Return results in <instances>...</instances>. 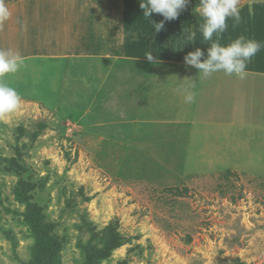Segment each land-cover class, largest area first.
<instances>
[{
    "label": "rangeland",
    "instance_id": "rangeland-1",
    "mask_svg": "<svg viewBox=\"0 0 264 264\" xmlns=\"http://www.w3.org/2000/svg\"><path fill=\"white\" fill-rule=\"evenodd\" d=\"M74 1L98 5L101 18L115 3L109 38L138 0H29L11 11L27 22L10 18L1 37L7 27L28 34L44 10ZM256 3L264 0L240 7ZM174 40L183 57L200 48L196 38ZM130 52L96 73L98 60L36 59L6 77L23 103L0 119V264L35 263L37 207L63 245L59 264L90 254L103 256L97 264H264V76L199 78L168 63L177 56ZM92 75L101 78L91 84Z\"/></svg>",
    "mask_w": 264,
    "mask_h": 264
},
{
    "label": "crops",
    "instance_id": "crops-1",
    "mask_svg": "<svg viewBox=\"0 0 264 264\" xmlns=\"http://www.w3.org/2000/svg\"><path fill=\"white\" fill-rule=\"evenodd\" d=\"M28 2L29 0H22L8 5V7L12 11ZM80 3L77 1L70 3L61 2V9L53 15L51 13L47 14L43 9L44 14L39 15L36 22L27 25L30 28V33L28 34L22 35V33L18 36L7 27L5 30L6 34H3L1 37L0 27V49H11L19 52L25 62L36 59H51L62 62L69 59L101 61L100 65L92 67L94 73H96L97 68L101 67L108 70L107 66L109 67L110 64L115 65L113 61H130V51H133V54L140 55L151 53L154 56L153 61L155 62H163L164 59L161 56L170 54L172 57H179L182 62L178 59L169 58L168 63L170 62L174 66L181 65L183 68L195 69L194 67L185 65L183 61L184 57L177 52L178 46L175 44L174 38L178 34L179 37L181 35L185 36L188 40L187 43H193L194 46L196 45L195 40L189 39V33L195 32V38L200 48L205 52V57H202V59L206 58L207 47L212 42L218 40L221 44L226 45L236 38L244 36L247 39L259 42L261 45L260 50L248 63L247 73L259 77L264 76V3L251 5L253 13L257 12L254 15L248 12L250 4L242 6L240 21L237 23L229 19L227 21V30L219 36L214 35L212 41H205L200 32V25L203 23V20L195 10L199 1L196 3L194 0H189L186 8L188 12L191 11V14L180 12L177 19L165 22L164 28L159 33H156L154 32L153 23H159L163 20V17L155 14L151 17L152 23L149 18L143 16L142 10L139 7L140 0H138L129 6V11L122 12L123 22L120 32L117 33L116 37L109 36V38L104 33L105 28H111L113 25V15L116 12L113 4L115 3H108L111 6L105 11L107 14L105 17L103 16L104 18H101V15L97 13L98 5ZM24 17L25 15H16L10 18L22 19L26 23L27 21L24 20ZM4 36H8L9 38L8 45H5L3 42ZM17 37L20 39V43H16ZM133 39H137L138 43H134ZM164 40H172V42L171 44L164 45ZM131 41L132 49V46L128 47ZM42 44L43 47H41ZM34 45L37 46L35 47ZM21 46L23 49H21ZM148 48L149 51H147ZM141 49H143L142 52L139 51ZM189 52H192V50L190 49ZM122 65L126 66L128 64ZM100 78L97 75H92L91 79H95L96 81L91 82V84L97 83V79Z\"/></svg>",
    "mask_w": 264,
    "mask_h": 264
},
{
    "label": "clouds",
    "instance_id": "clouds-1",
    "mask_svg": "<svg viewBox=\"0 0 264 264\" xmlns=\"http://www.w3.org/2000/svg\"><path fill=\"white\" fill-rule=\"evenodd\" d=\"M189 0H140L139 7L143 16L149 18L153 14L163 17L159 23H153L154 32L159 33L164 28V23L178 18ZM196 12L200 15L203 23L200 25V32L205 41H212L214 35L219 36L227 30L229 19L239 22L241 19L240 0H199ZM249 14L253 13L251 5L248 7ZM11 17V11L6 0H0V27ZM24 27L23 25L21 26ZM189 39L195 40V32L189 33ZM260 43L240 36L230 43L223 45L218 40L207 47L205 52L197 47L184 57L187 66L199 70V78L211 77L213 74L223 72L226 76H234L243 79L247 74V66L251 59L260 50ZM148 61H153L151 53L145 55ZM25 61L19 52L11 49H0V119H5L19 110L23 103L20 93L6 82V77L15 75L23 67ZM182 89L184 102L195 101V94L190 90L195 83Z\"/></svg>",
    "mask_w": 264,
    "mask_h": 264
},
{
    "label": "trees",
    "instance_id": "trees-1",
    "mask_svg": "<svg viewBox=\"0 0 264 264\" xmlns=\"http://www.w3.org/2000/svg\"><path fill=\"white\" fill-rule=\"evenodd\" d=\"M45 126L41 125V129ZM41 131H37L33 134L32 140L35 141L40 137ZM16 152L19 153V148H16ZM26 194H23L17 189V197L24 201ZM35 209V208H34ZM29 224L33 231L37 234L43 235L41 243L37 246L39 254L36 256L34 264H59L58 255L63 249L62 243L59 241L56 235L53 234L55 225L44 223V217L41 210L37 207L35 211H29ZM116 242V241H115ZM103 256L90 254L87 257V262L84 264H97L102 260Z\"/></svg>",
    "mask_w": 264,
    "mask_h": 264
}]
</instances>
